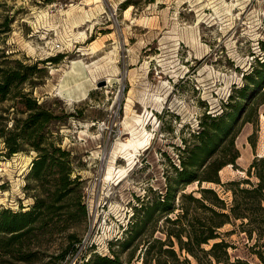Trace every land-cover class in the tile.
I'll list each match as a JSON object with an SVG mask.
<instances>
[{"label": "rangeland", "instance_id": "rangeland-1", "mask_svg": "<svg viewBox=\"0 0 264 264\" xmlns=\"http://www.w3.org/2000/svg\"><path fill=\"white\" fill-rule=\"evenodd\" d=\"M224 2L235 6L228 12ZM260 59L264 0H0V67L19 60L40 68L31 74L35 85L17 84L0 101V129L14 116L25 117L14 94L29 92L57 116L45 132L69 152L71 177L78 176L69 196L54 203L45 192L53 190L51 181L28 178L37 153L24 144L7 155L0 136V211L30 210L39 196L49 206L35 209V221L0 264H71L76 255L83 264L111 256V242L124 235L137 198L161 196L184 142L199 132L204 116L230 111L228 102H240L230 134L239 157L218 175L222 183L248 178L245 170L264 156V106L256 107L262 90L244 100L237 91ZM230 152L227 147L217 156ZM200 187L213 188L228 206L233 202L230 186L194 181L183 191L199 197ZM239 224L219 229L232 246L230 260L264 264L255 236ZM165 227L154 212L120 259L141 264L144 239L163 237Z\"/></svg>", "mask_w": 264, "mask_h": 264}, {"label": "trees", "instance_id": "trees-1", "mask_svg": "<svg viewBox=\"0 0 264 264\" xmlns=\"http://www.w3.org/2000/svg\"><path fill=\"white\" fill-rule=\"evenodd\" d=\"M58 59L57 56L50 58L51 61ZM35 70H40L36 63L25 64L19 60H15L12 66L0 67V101L17 84L28 82L31 86L35 85L31 78ZM243 79L244 83L237 91L240 98L244 100L249 92L259 93L262 90V100L256 107L264 106V59L256 60L251 71L243 74ZM14 97H18L17 103L22 107L19 112L25 113V117L14 116L9 128L0 129L6 154L12 155L22 150L24 144L34 150L37 155L31 162L28 178L41 183L51 181L53 190L45 192L56 203L63 196H69L78 179V176L71 177L72 161L69 152L59 142H55L53 134L45 132L47 125L57 116L46 107V103L37 102L29 92L19 91ZM239 103L228 102L226 105L232 107L230 111L213 116L207 114L200 120L199 132L192 134L191 142H184L183 148L179 149V165H172L173 174L166 176L165 191L161 196L154 202L137 198L138 205L134 206L132 220L124 229V235L111 242V247L116 246V249L111 250V256L97 255L83 264H125L119 253L129 248L145 230L154 212L159 213L166 227L160 231L163 237L150 234L144 239L137 256L141 264H233L228 252L232 246L223 238L219 229L225 224H233L235 220H240V228L250 239L255 236L254 251L264 262V156L254 158L245 170L248 178L222 183L218 175L224 166H234L239 157L230 135L241 111ZM244 120L250 122L249 118ZM228 136L230 139L227 141ZM227 147L233 152L217 156ZM201 168L204 170L199 176ZM251 176H255L257 181L251 182ZM194 181L200 185L208 182L230 186L233 202L228 206L211 187H200L199 197L184 192V187ZM29 187V184L25 185V188ZM176 198L179 199V207L175 204ZM35 199L36 203L30 210L0 211V256L11 255L10 245L27 232L35 221V209L49 208L44 204V197ZM177 208L180 211L171 216ZM5 234L9 236L5 238ZM3 240L6 241L5 245H2ZM204 245H208V248ZM133 258L134 255H131L128 262Z\"/></svg>", "mask_w": 264, "mask_h": 264}, {"label": "bare ground", "instance_id": "bare-ground-1", "mask_svg": "<svg viewBox=\"0 0 264 264\" xmlns=\"http://www.w3.org/2000/svg\"><path fill=\"white\" fill-rule=\"evenodd\" d=\"M206 6H209V7H211L212 8V5L210 6V3L209 2H206V4H205ZM224 5H225V7L227 8V11L228 12H230V8L231 7H233V6H235L233 3H226V2H224ZM208 8V7H207ZM213 13H216V11H215V9L213 8ZM77 61V60H76ZM74 61H72V63H73ZM78 62V61H77ZM75 64V63H74ZM90 70V69H89ZM106 82L108 83V82H110V78L109 77H107L106 78ZM64 85V84H63ZM65 87V86H64ZM63 87V88H64ZM57 90H58V92L61 94L62 93V90H61V88H57ZM84 94V93H83ZM69 96V95H68ZM77 99V98H76ZM263 118V120H264V117H262Z\"/></svg>", "mask_w": 264, "mask_h": 264}, {"label": "built area", "instance_id": "built-area-1", "mask_svg": "<svg viewBox=\"0 0 264 264\" xmlns=\"http://www.w3.org/2000/svg\"><path fill=\"white\" fill-rule=\"evenodd\" d=\"M55 47H59V44H56ZM82 260L79 259L78 255L74 256L72 261H71V264H82Z\"/></svg>", "mask_w": 264, "mask_h": 264}, {"label": "water", "instance_id": "water-1", "mask_svg": "<svg viewBox=\"0 0 264 264\" xmlns=\"http://www.w3.org/2000/svg\"><path fill=\"white\" fill-rule=\"evenodd\" d=\"M102 83H103V81H102Z\"/></svg>", "mask_w": 264, "mask_h": 264}]
</instances>
